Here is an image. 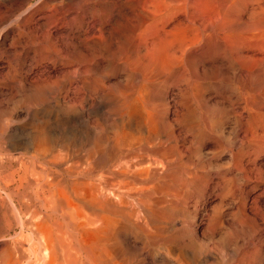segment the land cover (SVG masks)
Instances as JSON below:
<instances>
[{"label":"rangeland","instance_id":"374dc122","mask_svg":"<svg viewBox=\"0 0 264 264\" xmlns=\"http://www.w3.org/2000/svg\"><path fill=\"white\" fill-rule=\"evenodd\" d=\"M108 1L110 0H0V118L2 117V120H0V264H29L33 260L34 255L31 252L35 237L27 228L26 221H23L25 218L22 213L27 209L28 204H30V208H38L44 211L41 201L36 197V192L38 187L42 186L39 183L47 179L62 183L67 181H91L103 189L110 186L116 188L118 185L126 183V187L116 189L115 198L111 201L112 205L118 209L122 219L116 231L113 230L112 233V240L116 239L118 241V245H116L118 247L116 250L113 247H106L108 250L107 255L103 256L100 264H186V262L187 264H264V225L260 229L256 226L258 228L256 229L252 219H246L238 210L242 202L249 203L250 208L246 204L247 212L245 213L248 215L251 213L250 217L264 215V193L260 195V190L264 188V0H188L189 9L187 8L186 12L178 9L179 6H177L176 1L145 0V8L148 10L159 8L162 18L149 22V34L152 36V40L150 41L151 38L148 40L147 46L149 47L144 48L146 54L144 53L143 57L146 58V61L152 63L159 60L164 61L163 58H169L168 55L172 57V54L165 47L167 42L182 41L183 47L186 45V55L181 63L184 74H181L185 75L184 77L189 81H194L196 87L194 89H190L189 86L185 88L183 80L180 77H174L173 74H169L167 77L164 74L154 76V82H150L152 89L156 86V88L160 86L161 88L155 91L149 89L151 95H148V99L154 102L153 106L155 107L153 111L155 125L151 128V132L155 134L152 135L161 134L162 127L158 125L157 121L159 120V113L164 111V121L165 123L168 121L170 124V132L174 136L177 135L175 138L179 142L177 141L176 144L178 147L181 144V153L187 147L186 151H188H184L185 153L183 152L180 155V159L173 160L174 163L172 162L170 165L172 167L168 166L169 168L167 167L166 170L150 175L148 178L135 179L128 183L122 176L114 173V167H125L126 164L124 163L130 156L134 157L135 154L144 153V146L148 141L150 145L153 143L155 146H162L158 140H163L165 137L150 138L151 132L140 125L142 117H140V113L136 112L135 118L129 120L130 123L128 122L125 125L126 132L129 131L128 134L136 136L134 141L132 139L134 145L128 143L123 146L119 143L112 148L110 144L111 139L116 134L119 136L122 122L126 121V117L122 118L119 113L123 107V97L132 87H139L141 77L132 76V72L128 71V69L133 68L130 63L124 66V71H121L123 66L121 67L120 63L115 65L112 62L115 59H125L122 52V55H120L117 50L114 51L108 47L103 49V47L97 44L95 46L93 43L97 38L106 36V30L97 31L99 27L97 19L100 14L103 15L107 10H110L111 13L112 7L110 8ZM112 1L129 3L133 0H127L126 2L125 0ZM177 13L182 15L185 13L188 20L181 17V19L173 21L171 17ZM169 18L171 24L164 27L165 32L160 31L161 35L159 32V34L156 33L161 28L160 22ZM189 23L190 25L192 23L193 26H205L206 29L221 32L220 34L228 32L234 34L235 37L237 34L238 37L243 35L246 38L242 37L244 38V40L241 39L242 41L239 40L241 37H237L238 41L233 39L237 41L235 44L238 45L241 53L244 52L243 54L246 57L244 64L249 77L248 82H245L244 89L242 79L231 66L233 62H230V55L218 48L216 49L210 37L197 35L196 31H188ZM104 33L105 35H103ZM219 39L222 43L224 42L222 38ZM235 44H231V49H233L231 51H234L236 55L238 49L233 48ZM187 46L192 48L190 50L193 54L196 53L193 58L196 61L192 60V53L187 51L189 49ZM200 47L206 50L203 51ZM232 52L230 53L232 54ZM201 54L205 59L204 64H209V67L206 68L210 70V73L204 66L199 65L203 60ZM223 57L228 61L226 62ZM198 59H200V63ZM216 64L222 65L223 73L222 68H219ZM213 65L218 69L216 70ZM88 67L91 68H89L90 71L86 70ZM203 67L205 73L201 72ZM83 69L85 73L82 71ZM110 69H113V72ZM227 70L229 73H226ZM88 76L90 77L88 78ZM96 77L101 80H96L98 79ZM133 77L140 79L136 82ZM156 77L159 81H156ZM178 82L181 83L178 84ZM178 86L179 88H177ZM134 96L135 94L133 98ZM135 100L137 101L136 98ZM135 100L133 99L134 102H136ZM239 101H243V105L246 106L242 112L239 105L236 104ZM160 108L164 109L160 110ZM173 110L175 114L171 113ZM177 113L180 114L182 121V127L180 128L173 123L172 119L176 117ZM193 113H195V116ZM74 119L77 120L74 125L79 129L76 134L71 127ZM193 119L198 120H196L198 124L197 131L190 128ZM257 132L259 133L257 134ZM14 135H16V138ZM173 143L175 142L173 141ZM128 146L129 151L125 149ZM110 148L113 150H110ZM189 149L192 153L189 152ZM192 150H194L195 155ZM125 152L127 153L125 154ZM111 153L112 155H110ZM200 153L201 155H199ZM168 154L169 157H174L169 152ZM194 156L199 158L198 162ZM238 159L241 161L237 162ZM85 160H87V163ZM122 161L125 162L122 163ZM117 162L120 164H117ZM193 164L197 167L195 168ZM58 177L60 179H57ZM226 185L230 191L226 188ZM152 192H154V195ZM158 192L159 194H157ZM124 195L126 196L124 197ZM134 195L137 197L135 198ZM257 195L258 198L255 199L257 203H255L254 197ZM187 203L188 206H186ZM187 207L190 210H186ZM89 210L92 211V209ZM125 212L127 213L125 214ZM15 216L16 218H14ZM211 217L216 219L209 220L212 219ZM58 218L65 224L66 221L61 216L58 215ZM8 221L11 224H8ZM183 223H187L188 226L185 225L191 228L189 227V230H187L188 228L182 225ZM20 225H22L21 228ZM229 225L234 228L231 229ZM190 229L192 236L189 233ZM27 232L30 234H27ZM242 233H245V236ZM222 235H225L226 239L221 237ZM211 236L214 237L211 239ZM191 239L201 240L199 241V246L203 248L200 250L201 252H198V249L201 248L198 245L196 246ZM202 239L209 241V243L202 242ZM258 241L260 242L258 243ZM204 247L206 248L204 249ZM111 249L113 250L111 251ZM72 253H74V249H72ZM220 254L223 255L221 258L219 257ZM241 255L242 260H245L247 255L250 258H247V262L246 260L242 262L239 259ZM121 259L123 260L121 261Z\"/></svg>","mask_w":264,"mask_h":264},{"label":"bare ground","instance_id":"6f19581e","mask_svg":"<svg viewBox=\"0 0 264 264\" xmlns=\"http://www.w3.org/2000/svg\"><path fill=\"white\" fill-rule=\"evenodd\" d=\"M101 1V0H100ZM104 1V0H103ZM122 1V0H120ZM124 1V0H123ZM127 0H125L126 2ZM163 1V0H162ZM166 1H176L178 4L177 6L178 9H182V12H186L185 10H188V0H164V2ZM160 2V1H159ZM108 5L110 6V8L112 7V10H111V13L107 10L106 13H104L103 15L100 14V16L98 17L97 19V23L99 25V27L97 28V31H104L106 30V36L104 37H100V38H97L95 41H93V43L100 46V47H103V49H105L104 47H108V48H111L112 50H117L119 51L120 55H123L125 57V59L123 60H118V59H115L113 60L112 62H114V64H118L120 63L121 64V67L123 66V68H121V71H124V66H127L128 63H130V65L133 66V68H131V70L128 69V71H131L132 72V76H140L141 77V84H139V87L137 88H134L132 87L127 93L126 95L123 97L124 98V102H123V107L121 109V112L120 113V116L122 118L126 117V121L122 122V129L120 130L121 132H119V136L118 134L115 135V137H113L111 139V146L112 148H114L117 144L121 143L123 146L125 144H128L130 143L129 145L133 144L132 142V139L133 141L136 139V136L134 135H131V134H128V132H126L125 130V125L129 122V120H132L134 119V115L136 112L140 113V117H142L141 119V122H140V125L144 128H147L150 132H151V128L154 127L155 125V119H154V114H153V111H154V106H153V103L152 100L148 99V95H151L150 93V90L149 89H152V86L150 85V82H152L155 78L154 76L155 75H158V74H164L165 77H167L169 74H173L174 77H180V79L183 80V85L184 87H188L190 89H194V87H196V83L194 81H189L186 77H184L185 75H182L181 73H183V69H181V63L184 61L183 58H185V55H186V52H185V48H186V42H185V47H183L182 45V41H179V42H172V41H168L167 44H166V48L167 50L172 54V57L168 55L169 58H166L162 61V60H159L158 62H149V61H146V58L143 57V54L145 52V49L146 46H147V43H148V40L152 37L150 36L149 34V26H150V23L155 20V19H161L162 18V15H161V10L159 8H153L152 10H148L145 8V5H146V1L145 0H133V1H130L129 3H121L119 1H108L107 2ZM105 4V3H104ZM106 5V6H108ZM188 8V9H187ZM184 10V11H183ZM181 12V11H180ZM181 17H185L186 18V15L185 13L182 15V14H179L177 13L176 15H174L173 17H171V19L174 21V20H178L179 18L181 19ZM87 18V17H86ZM89 18H92V17H89ZM88 18V19H89ZM94 18V17H93ZM96 19V18H94ZM168 20V21H167ZM167 20H164L163 22H160L161 23V28L159 31H157L156 33H160L161 35V32H165L164 30V27L167 26V25H170L171 24V20L170 18L167 19ZM188 20V19H187ZM190 21V20H189ZM87 22V21H86ZM96 22V21H94ZM150 22V23H149ZM96 24V23H95ZM159 25V24H158ZM189 26V27H188ZM188 28L187 30L189 31H196V34L197 35H200V36H208L211 38V42L213 44V46L219 50H222L224 53H226L227 55H230V62H233V64L231 65L233 70L236 72L237 75H239L240 79H242V82H243V89L245 88V85H246V81L248 82V77H249V73L245 67V64H244V59L246 58L245 57V54L241 53L240 52V48L238 47V45H236L235 43L238 41V38L241 37V35L238 37L237 34H236V37L234 34L232 33H228V32H225L223 34H220L219 32H215L216 30H211V29H206L205 26H193L192 23L190 25V23L188 24ZM210 26V25H209ZM93 27V26H92ZM96 27V26H95ZM168 28V27H167ZM185 28V29H186ZM93 29V28H92ZM153 30V29H152ZM168 30V29H167ZM185 30V31H187ZM218 31V30H217ZM78 32V31H77ZM223 32V31H222ZM3 33V32H2ZM71 33V32H70ZM74 33V32H73ZM101 33V32H99ZM158 33V34H159ZM95 34V33H94ZM244 34V33H243ZM76 35V34H75ZM105 35V33L103 34ZM157 35V34H156ZM155 36V35H154ZM153 36V37H154ZM80 37V36H79ZM86 37V36H85ZM160 37V36H159ZM238 37V38H237ZM242 37H244L242 35ZM240 38L239 40L243 39L244 38ZM156 38V36H155ZM219 38H222L223 39V43L221 42V40ZM35 39V38H34ZM88 39V38H87ZM237 41H235V40ZM246 39V38H245ZM94 40V39H93ZM152 40V38L150 39V41ZM92 41V40H91ZM201 41V40H200ZM242 41V40H241ZM88 42V41H87ZM90 42V41H89ZM154 42V41H153ZM91 43V42H90ZM198 43V42H197ZM235 44L233 46V48L236 47V49H238V53L235 55V52L231 51L233 49H231V44ZM89 44V43H88ZM196 44V43H195ZM239 44V43H237ZM90 45V44H89ZM149 45V44H148ZM205 45V44H204ZM242 45V44H241ZM35 46V45H34ZM94 46V45H93ZM192 47V45H190ZM196 47V45H194ZM87 47V46H86ZM85 47V48H86ZM91 47V46H90ZM149 46H147L148 48ZM189 46H187L188 48ZM189 47V49H187V51H190L191 53V57H192V60L196 61L194 58V55L196 56V53L193 54V52L191 51L192 48ZM205 47V46H204ZM207 47V46H206ZM210 47V46H209ZM72 48V47H71ZM191 48V50H190ZM201 48V47H200ZM66 49V48H65ZM74 49V48H72ZM82 49V48H81ZM87 49V48H86ZM94 49V48H93ZM100 49V48H99ZM97 49V50H99ZM102 49L103 53H104V50ZM197 49V47H196ZM202 49V48H201ZM234 49V50H236ZM75 50V49H74ZM203 51H205L204 49H202ZM213 50V49H212ZM106 51V50H105ZM116 51V52H117ZM166 51V50H164ZM163 51V53L165 54V52ZM199 51V50H198ZM214 51V50H213ZM232 52V54L230 52ZM78 52V51H77ZM101 52V51H99ZM113 52V51H112ZM115 52V53H116ZM122 52V53H121ZM195 52V51H194ZM210 52V51H209ZM212 52V51H211ZM88 53V52H87ZM97 53V51H96ZM205 55L206 52H204ZM219 53V52H218ZM234 53V54H233ZM69 54V53H68ZM110 54V53H109ZM210 54V53H209ZM54 55V54H53ZM66 55V54H65ZM94 55V54H93ZM96 55V54H95ZM116 55H119V54H116ZM166 55V54H165ZM202 55V54H201ZM113 56V55H112ZM115 56V55H114ZM200 56V54H199ZM215 56V55H213ZM120 57V56H119ZM175 57V58H174ZM206 57V56H205ZM219 57V56H218ZM92 58V57H91ZM115 58H118V57H115ZM196 58H201V57H196ZM202 58L203 60L201 61V66H204L205 68L206 67H209L208 65H205V59L202 55ZM207 58V57H206ZM210 58V57H208ZM217 58V57H216ZM221 58V57H220ZM219 58V59H220ZM112 59V57H111ZM121 59V58H120ZM211 59V58H210ZM213 59V58H212ZM218 59V60H219ZM224 59V57H223ZM63 60V59H62ZM199 60V63H200V59ZM209 60V59H207ZM225 60V59H224ZM214 61V59H213ZM226 61V60H225ZM228 61V60H227ZM226 61V62H227ZM93 62V61H92ZM102 62V61H101ZM209 62V61H208ZM212 62V61H211ZM216 62V61H215ZM65 63V62H64ZM90 63V62H89ZM191 63V62H190ZM198 63V62H197ZM210 63V62H209ZM217 63V62H216ZM113 64V63H112ZM220 64V63H218ZM216 64V66H218L219 68L221 67L222 68V65H218ZM222 64V63H221ZM225 64V63H224ZM54 65V64H53ZM67 65V64H66ZM80 65V64H79ZM98 65V64H96ZM101 65V64H100ZM197 65V64H196ZM194 65V66H196ZM211 65V63H210ZM212 66V65H211ZM214 66V65H213ZM215 69L217 70L218 68ZM235 66V67H234ZM91 67V66H90ZM86 69L88 71L89 68ZM131 67V66H130ZM201 69L202 73H205V69ZM79 68V67H78ZM82 68V67H81ZM115 68V67H114ZM226 68V67H225ZM229 68V66H228ZM85 69V68H84ZM82 70L84 73H85V70ZM91 69V68H90ZM96 69V68H95ZM107 69V68H106ZM123 69V70H122ZM207 69V68H206ZM214 69V68H213ZM80 70V69H79ZM94 71V69H92ZM91 70V71H92ZM111 70V69H110ZM115 70V69H114ZM119 70V68H118ZM117 70V71H118ZM127 70V69H126ZM208 70V69H207ZM215 70V71H216ZM229 70V69H228ZM227 70V71H228ZM87 71V72H88ZM113 72V69L111 70ZM116 71V72H117ZM209 73H210V70H208ZM207 71V72H208ZM96 74H97V71H95ZM93 72V73H95ZM103 72V71H101ZM130 72V73H131ZM188 72V71H187ZM224 72L223 68H222V73ZM233 72V71H232ZM83 73V75H84ZM92 74V76H94ZM100 73V72H99ZM127 73V72H126ZM207 73V74H209ZM212 73V72H211ZM214 73V72H213ZM226 73H229L226 72ZM224 73V74H226ZM95 74V75H96ZM106 74V73H104ZM109 74V72H108ZM184 74V73H183ZM88 75V74H87ZM98 75V74H97ZM107 75V74H106ZM126 75V74H125ZM201 75V74H200ZM210 75V74H209ZM229 75V74H228ZM91 76V75H90ZM88 76V78L90 77ZM100 76V74L98 75ZM163 76V75H162ZM189 76V75H187ZM233 76V74H232ZM103 77V76H102ZM101 77V78H102ZM106 77V76H105ZM108 77V76H107ZM110 77V76H109ZM127 77V76H126ZM159 77V76H158ZM87 78V77H86ZM87 78V79H88ZM94 78V77H92ZM98 78V77H96ZM169 78V77H168ZM167 78V79H168ZM190 78V77H189ZM200 78V77H199ZM205 78V76H204ZM95 79V78H94ZM93 79V80H94ZM128 79V78H127ZM134 80H136V82L140 79V78H137L135 79L133 77ZM131 79V80H133ZM156 81H159L158 78L156 77ZM239 79V80H240ZM26 80V79H25ZM74 80V79H73ZM96 80H101V79H96ZM166 80V79H165ZM62 81V80H61ZM70 81V80H69ZM162 82L164 80H161ZM241 81V80H240ZM22 82V81H21ZM119 82V81H118ZM122 82V81H121ZM140 82V81H139ZM154 82V81H153ZM241 82V83H242ZM23 83V82H22ZM28 83V82H27ZM98 83V82H97ZM157 83V82H155ZM165 83V82H164ZM181 83V82H180ZM178 82V84H180ZM21 84V83H20ZM137 84V83H136ZM153 84V83H152ZM174 84V83H173ZM177 84V85H178ZM31 85V84H30ZM70 85V84H69ZM154 85V84H153ZM158 85V84H157ZM172 85V84H171ZM176 85V86H177ZM75 86V85H74ZM159 86H160V83H159ZM173 86V85H172ZM171 86V87H172ZM182 86V85H180ZM22 87V86H21ZM26 87V86H25ZM29 87V86H28ZM33 87V86H32ZM41 87V86H40ZM71 87V86H70ZM79 87V86H78ZM157 87V86H156ZM153 88L154 91L155 90H158L161 88L158 87V88ZM183 87V86H182ZM76 88V87H75ZM179 88V86L177 87ZM30 89V88H29ZM38 89V88H37ZM106 89V88H105ZM152 89V90H153ZM170 89V88H169ZM175 89V87H174ZM182 89V88H181ZM188 89V88H187ZM24 90V89H23ZM76 90V89H75ZM120 90V89H119ZM151 90V91H152ZM38 91V90H37ZM99 91V90H98ZM190 91V90H189ZM194 91V90H193ZM29 92V91H28ZM27 92V93H28ZM153 92V91H152ZM157 92V91H156ZM161 92V91H160ZM166 92V91H165ZM169 92V91H168ZM179 92V91H178ZM186 92V91H185ZM242 92V91H241ZM95 93V92H94ZM159 93V92H158ZM163 93V92H161ZM24 94V93H23ZM74 94V93H73ZM135 94L134 98H133V95ZM167 94V93H166ZM241 94V93H240ZM68 95V94H67ZM25 97V96H24ZM87 97V96H86ZM94 97V96H93ZM161 97H162V94H161ZM135 98L137 99V101L135 100ZM65 99V98H64ZM133 99L136 101L134 102ZM165 99V98H164ZM163 99V100H164ZM241 99V98H240ZM172 100V99H171ZM243 100V99H242ZM18 101V100H17ZM191 102V101H190ZM263 102V101H262ZM38 103V102H37ZM40 103V102H39ZM162 104V102H161ZM237 105H239V107L241 108L240 111L242 112V110L244 109V106L243 104V101H239L238 103H236ZM41 105V104H40ZM234 105V104H233ZM160 107V105H159ZM14 108V107H13ZM236 108V107H235ZM83 109V108H82ZM98 109V108H97ZM162 108H160L161 110ZM164 109V108H163ZM162 109V110H163ZM217 109V108H216ZM24 110V109H23ZM239 110V109H238ZM215 111V110H214ZM239 111V112H240ZM95 112V111H94ZM167 112V111H166ZM256 112V111H255ZM165 112L164 111H161L159 113V120L157 121L158 122V125H160L162 127V131H161V134L159 135H152V134H155L153 132H151V135L150 138H153V137H160V136H164L165 139L163 140H158V142H160V144L162 146H155L153 143L152 145L148 144L150 143L148 141V143L146 142L145 146H144V150L145 152L144 153H138V154H135L134 157H129L127 160H126V163H124L122 161V163L126 164L125 167H114V173L116 175H120L123 177V179H126L125 181L128 182H131V180H135V179H141V178H148L150 175H154V174H157L159 173L160 171H163V170H166L168 166L171 165V163L173 162V160H178L180 159V155H182V153L186 151L187 148H184L185 150L181 153V144H179L180 146L178 147V145L176 143L179 142V140H177L175 138V136L177 137V135L174 136V134H172V132H170L169 130V127H170V124L168 123H165L164 121V117H163V114ZM172 114H175V111L173 110L171 112ZM194 116H195V113H193ZM243 114V113H242ZM4 115V114H3ZM25 115V114H24ZM167 115V113H166ZM180 115V114H179ZM176 115V117L172 118L173 119V123L175 125H177L178 128L182 127V121L180 119V116ZM239 115V114H238ZM10 116V115H9ZM156 116V115H155ZM193 116V117H194ZM27 117V116H26ZM84 117V116H83ZM242 117V116H241ZM2 118V117H1ZM0 118V120H2ZM15 118V117H14ZM19 118V117H18ZM23 119V116L21 117ZM92 118V117H91ZM157 118V117H156ZM168 118V117H167ZM240 118V117H239ZM4 119V117H3ZM11 119V118H10ZM90 119V118H89ZM171 119V121H172ZM246 119V118H245ZM17 120V119H16ZM167 120V119H166ZM188 120V119H187ZM195 119H193V122L190 124V128L191 129H195V131L198 130V124L196 122V120L194 121ZM241 120V118H240ZM121 121V120H119ZM140 121V120H139ZM198 121V120H197ZM248 121V120H247ZM2 122V121H1ZM77 122L76 119H74V121L72 122L71 124V127L72 129L75 131L74 133H78L79 129L77 126L74 125V123ZM94 122V121H93ZM196 122V123H195ZM5 123V121H4ZM26 123V122H25ZM85 123V122H84ZM130 123V122H129ZM17 124V123H15ZM121 124V123H120ZM242 124V123H241ZM8 125V124H7ZM6 125V127H7ZM10 125V124H9ZM91 125V124H90ZM89 125V126H90ZM93 125V124H92ZM244 125V124H242ZM14 126V124H13ZM12 126V127H13ZM221 126V125H220ZM251 126V125H250ZM2 127V125H1ZM15 127V126H14ZM98 127V126H97ZM127 127V126H126ZM3 128V127H2ZM10 128V127H8ZM129 128V127H128ZM127 128V129H128ZM138 128V127H137ZM136 128V129H137ZM177 128V129H178ZM254 128V127H253ZM256 128V127H255ZM5 129V128H4ZM16 129V128H15ZM114 129V128H113ZM167 131H166V130ZM186 129V128H185ZM263 129V128H262ZM6 130V129H5ZM148 130H147V133H148ZM174 130V129H173ZM254 130V129H253ZM7 131V130H6ZM14 131V130H13ZM19 131V130H18ZM194 131V130H193ZM242 132V130H240ZM250 131V130H249ZM251 131H252V128H251ZM20 132V131H19ZM70 132V131H69ZM114 132V131H113ZM174 132V131H173ZM186 132V131H185ZM248 132V131H247ZM179 133V132H178ZM182 133V132H181ZM191 133V132H190ZM194 133V132H193ZM192 133V135H193ZM197 133V132H196ZM259 132H257L258 134ZM2 134V133H1ZM5 134H7L5 132ZM12 134V133H11ZM54 134V133H53ZM243 134V133H241ZM240 134V135H241ZM246 134V132H245ZM248 134V133H247ZM145 135V134H144ZM143 135V136H144ZM147 135V134H146ZM181 135V134H180ZM178 135V136H180ZM197 135V134H196ZM236 135V134H235ZM249 135V134H248ZM256 135V134H255ZM16 135H14L15 137ZM74 136V135H73ZM182 136V135H181ZM2 137V135H1ZM5 138L7 137L4 136ZM17 137H20V136H17ZM58 137V136H57ZM112 137V136H111ZM248 137V136H246ZM245 137V138H246ZM13 138V137H12ZM11 138V139H12ZM16 138V137H15ZM107 138V137H106ZM138 138V137H137ZM140 138V137H139ZM180 138V137H179ZM193 138V137H192ZM196 138V137H195ZM237 138V137H236ZM18 139V138H17ZM28 139V138H27ZM35 139V138H34ZM108 139V138H107ZM106 139V141H107ZM110 139V138H109ZM146 139V138H145ZM185 139V138H183ZM238 139V138H237ZM257 139V138H256ZM4 140V139H3ZM6 140V139H5ZM4 140V141H5ZM13 140V139H12ZM16 140V139H15ZM19 140V139H18ZM17 140V141H18ZM72 140V139H71ZM147 140V139H146ZM149 140V139H148ZM182 140V139H181ZM193 140V139H192ZM199 140V139H198ZM242 140V138H241ZM9 141V140H8ZM105 141V142H106ZM142 141V140H141ZM172 141V143H170ZM173 141L175 143H173ZM178 141V142H177ZM183 141V140H182ZM194 141V140H193ZM236 141V140H235ZM239 141V140H238ZM243 141V140H242ZM79 142V141H78ZM132 142V143H131ZM144 142V141H143ZM157 142V143H158ZM249 142V141H248ZM247 142V144H248ZM51 143V142H50ZM109 143V142H108ZM142 143V142H141ZM140 143V144H141ZM194 143V142H193ZM243 143V142H242ZM20 144V143H19ZM24 144V143H22ZM26 144V143H25ZM36 144V142H35ZM34 144V145H35ZM48 144V143H47ZM52 144V143H51ZM71 144V142H70ZM156 144V143H155ZM192 144V142H191ZM240 144V143H239ZM45 145V144H44ZM58 145V144H57ZM134 145V144H133ZM133 145L131 146V148L133 147ZM137 145V144H135ZM139 145V144H138ZM143 145V144H142ZM184 145V144H183ZM203 145V144H202ZM252 145V144H251ZM50 146V145H49ZM110 146V145H109ZM249 146V145H248ZM38 147V146H37ZM36 147V148H37ZM135 147V146H134ZM143 147V146H141ZM35 148V149H36ZM80 148V147H79ZM110 148V150L112 149ZM125 148V147H123ZM193 149V146L191 147ZM244 148V147H243ZM247 148V147H246ZM31 149V148H30ZM109 149V148H108ZM126 150L129 149V146L125 148ZM137 149V148H136ZM253 149V148H252ZM14 150V149H13ZM26 150V149H25ZM24 150V151H25ZM113 150V149H112ZM119 150V149H118ZM133 150V149H132ZM190 150V149H189ZM53 151V150H52ZM69 151V150H68ZM109 151V150H108ZM125 151V150H123ZM129 151V150H128ZM194 152V150H192ZM196 151V149H195ZM247 151V150H246ZM245 151V152H246ZM252 151V150H251ZM40 152V151H38ZM95 152V151H94ZM115 152V151H114ZM134 152V151H133ZM168 152L171 154V155H174V157H169L168 155ZM184 152V153H185ZM190 153L191 150L189 151ZM200 152V151H199ZM244 152V151H243ZM242 152V153H243ZM250 152V151H249ZM21 153V152H20ZM44 153V152H43ZM116 153V152H115ZM119 153V151H118ZM123 153V152H122ZM127 152H125L126 154ZM130 153V152H129ZM203 153V152H202ZM223 153V152H222ZM221 153V155H222ZM23 154V153H22ZM48 154V152H47ZM46 154V155H47ZM84 154V153H83ZM91 154V152H90ZM100 154V153H99ZM104 154V153H103ZM117 154V153H116ZM120 154V153H119ZM198 154V153H197ZM212 154V153H211ZM257 154V153H256ZM25 155V154H23ZM95 155V154H94ZM107 155V154H106ZM112 155V153L110 154ZM109 155V156H110ZM123 155V154H122ZM185 155V154H184ZM194 155H195V152H194ZM201 155V153L199 154ZM203 155V154H202ZM215 155V154H214ZM218 155V154H217ZM18 156V155H17ZM30 156V155H28ZM108 156V157H109ZM118 156V155H117ZM129 156V155H128ZM127 156V157H128ZM187 156V155H186ZM204 156V155H203ZM244 156V155H243ZM251 156V155H250ZM22 157V156H21ZM26 157V156H25ZM49 157V156H48ZM61 157V156H60ZM65 157H66V154H65ZM84 157V156H83ZM105 157V155H104ZM113 157V156H112ZM111 157V158H112ZM184 157V156H183ZM192 157V156H191ZM195 157V156H194ZM200 157V156H199ZM13 158V157H12ZM80 158V157H79ZM82 158V156H81ZM102 158V157H100ZM193 158V157H192ZM196 158V157H195ZM35 159V158H34ZM42 159V158H41ZM83 159V158H82ZM98 159V158H97ZM109 159V158H107ZM125 159V158H124ZM122 159V160H124ZM197 159V162H198V157L196 158ZM240 159V158H239ZM237 160L238 161H241V160ZM248 159V158H247ZM255 159H256V156H255ZM28 160V159H27ZM118 160V159H117ZM195 160V159H194ZM252 160V159H251ZM39 161V160H38ZM45 161V160H44ZM87 160H85L86 162ZM120 161V160H119ZM220 161V160H219ZM246 161V160H245ZM83 162V161H82ZM108 162V161H107ZM112 162V161H111ZM177 162V161H175ZM180 162V161H179ZM182 162V160H181ZM201 162V161H200ZM208 162V161H207ZM32 163V162H31ZM87 163V162H86ZM121 163V164H122ZM174 163V162H173ZM183 163V162H182ZM196 163V162H195ZM221 163V162H220ZM245 163V162H244ZM247 163V162H246ZM38 164V163H36ZM60 164V163H59ZM85 164V163H84ZM111 164V163H110ZM109 164V166H110ZM117 164H120L117 162ZM237 164V163H236ZM51 165V164H49ZM74 165V164H73ZM102 165V164H101ZM106 165V164H105ZM115 165H116V162H115ZM194 165V164H193ZM217 165V164H216ZM215 165V166H216ZM59 166V165H58ZM84 166V165H83ZM86 166V165H85ZM108 166V167H109ZM117 166V165H116ZM175 166V165H174ZM186 166V165H185ZM195 166V165H194ZM253 166V165H252ZM23 167V166H22ZM32 167V165H31ZM42 167V166H41ZM107 167V166H106ZM172 167V166H170ZM181 167V166H180ZM179 167V168H180ZM187 167V166H186ZM197 167V165L195 166V168ZM257 167V166H256ZM43 168V167H42ZM48 168V167H47ZM53 168V167H52ZM80 168V167H79ZM112 168V167H111ZM169 168V167H168ZM175 168V167H173ZM188 168V167H187ZM243 168V167H242ZM17 169V168H16ZM31 169V168H30ZM84 169V168H83ZM82 169V170H83ZM176 169V168H175ZM182 169V168H181ZM185 169V168H184ZM209 169V168H208ZM226 169V168H225ZM241 169V168H240ZM1 170V169H0ZM100 170V169H99ZM170 170V169H169ZM6 171V170H5ZM8 171V170H7ZM180 171V170H179ZM202 171V170H201ZM216 171V170H215ZM74 172V171H73ZM92 172V171H91ZM97 172V171H96ZM178 172V171H177ZM182 172V171H181ZM187 172V171H186ZM193 172V171H191ZM203 172V171H202ZM209 172V171H208ZM220 172V171H219ZM1 173V172H0ZM40 173V172H38ZM190 173V172H189ZM244 173V172H243ZM16 174V173H15ZM63 174V173H62ZM79 174V173H78ZM87 174V173H86ZM176 174V173H175ZM217 174V173H215ZM227 174V172H226ZM251 174V173H250ZM84 175V174H83ZM91 175V174H90ZM93 175V174H92ZM97 175V174H95ZM108 175V174H107ZM188 175V174H187ZM230 175V174H229ZM240 175V174H239ZM244 175V174H243ZM246 175V174H245ZM258 175V174H257ZM58 176V175H56ZM71 176V174H70ZM74 176V175H73ZM94 176V175H93ZM186 176V175H184ZM189 176V175H188ZM191 176V175H190ZM224 176V175H223ZM31 177V176H30ZM41 177V176H40ZM60 177V176H59ZM57 178V179H60V178ZM63 177V176H62ZM67 177V176H65ZM113 177V176H112ZM154 177V176H153ZM192 177V176H191ZM221 177V175H220ZM26 178V177H25ZM56 178V177H55ZM85 178V177H84ZM101 179V177H99ZM188 178V177H187ZM206 178V177H205ZM227 178V177H226ZM257 178V177H256ZM261 178V177H260ZM86 179V178H85ZM163 179V178H162ZM185 179V178H184ZM193 179V177H192ZM9 180V179H8ZM189 180V179H188ZM231 180V179H230ZM28 181V180H27ZM33 181V180H32ZM62 181V180H61ZM97 181V180H96ZM102 181V180H101ZM169 181V180H168ZM192 181V180H191ZM25 182V181H24ZM41 182V181H40ZM109 182V181H108ZM121 182V180H120ZM180 182H183V181H180ZM220 182V181H219ZM2 183V182H1ZM4 183V182H3ZM102 183V182H101ZM157 183V181H156ZM160 183V182H159ZM171 183V182H170ZM115 184V183H114ZM118 184V183H117ZM120 184V183H119ZM126 184V183H125ZM125 184H121V185H118V187H113V186H110V187H107V188H102V187H99L96 185V183L94 182H91V181H67V182H59V181H55V180H45L41 183H39V185L41 187H38V190L36 192V197L41 201V204H42V208L44 209V211L42 209H38V208H30L28 204V207L27 209L22 213V215H24L23 217L25 219H23V221L25 223L28 224V227L29 230L32 232V234L34 235L33 237H35V242L32 243L33 244V249H32V252L31 254L34 255V258L33 260L30 261L29 264H78L80 262V264H100V260L103 258V256L106 254L107 255V248H112L114 250H116V248L118 246V241L116 239L112 240V233H113V230L116 231L119 223L122 221V219L120 218V215L118 213V209L112 205V202L113 201L112 199L115 198V194L117 193L116 189H120V187H124ZM132 184V183H131ZM167 184V183H166ZM200 184V183H199ZM215 184V183H214ZM217 184V183H216ZM245 184V182H244ZM14 185V184H13ZM101 185V184H100ZM109 185V184H108ZM159 185V184H157ZM183 185V184H182ZM219 185V184H218ZM224 185V184H222ZM134 186V185H133ZM186 186V185H185ZM217 186V185H216ZM250 186V185H249ZM263 186V185H262ZM16 187V186H15ZM32 187V186H30ZM126 187V186H125ZM184 187V186H183ZM198 187V186H197ZM219 187V186H218ZM233 187V186H232ZM8 188V187H7ZM22 188V187H21ZM128 188V186H127ZM151 188V187H150ZM154 188V187H153ZM177 188V187H176ZM188 188V187H187ZM222 188V187H221ZM226 188H227V185H226ZM229 188V187H228ZM227 188V189H228ZM246 188V187H244ZM262 188V187H261ZM260 188V189H261ZM26 189V188H25ZM24 189V190H25ZM31 189V188H30ZM155 189V188H154ZM235 189V188H234ZM182 190V189H181ZM229 190V189H228ZM233 190V189H232ZM133 191V190H132ZM131 191V193H132ZM187 191V190H186ZM226 191V190H225ZM230 191V190H229ZM260 195L264 193V188L262 190H260ZM124 192V191H123ZM149 192V191H148ZM161 192V191H160ZM167 192V191H166ZM191 192V191H190ZM193 192V191H192ZM221 192V191H219ZM235 192V191H234ZM237 192H239L237 190ZM241 192V191H240ZM9 193V192H8ZM121 193V192H120ZM153 195H154V192H152ZM168 193V192H167ZM187 193V192H186ZM10 194V193H9ZM138 194V193H137ZM159 194V192L157 193ZM195 194V193H193ZM241 194V193H240ZM247 194V193H246ZM11 195V194H10ZM128 195V193H127ZM166 195V194H165ZM187 195V194H186ZM185 195V196H186ZM224 195V194H223ZM234 195V194H233ZM259 195V194H258ZM258 195L254 197V202H255V199L258 198ZM259 195V196H260ZM6 196V195H4ZM14 196V195H13ZM126 195H124L125 197ZM135 196V195H134ZM145 196V195H144ZM149 196V194H148ZM217 196V195H216ZM15 197V196H14ZM34 197H35V194H34ZM137 196H135L136 198ZM165 197V196H164ZM171 197V196H170ZM29 198V196H28ZM131 198V197H130ZM145 198V197H144ZM174 198V197H173ZM225 198V197H224ZM229 198V197H228ZM6 199V198H5ZM14 199V198H13ZM30 199V198H29ZM175 199V198H174ZM223 199V198H222ZM242 199V198H241ZM251 199V198H250ZM1 200V199H0ZM28 200V199H27ZM36 200V199H35ZM124 200V199H123ZM146 200V199H145ZM263 200V199H262ZM9 201V199H8ZM127 201V199H126ZM130 201V200H129ZM147 201V200H146ZM186 201V199H185ZM15 202V201H14ZM20 202V201H19ZM132 202V200H131ZM134 202V201H133ZM148 202V201H147ZM156 202V201H155ZM240 202V201H239ZM246 202V201H245ZM30 203V202H29ZM119 203V202H118ZM117 203V204H118ZM154 203V202H153ZM157 203V202H156ZM160 203V202H159ZM162 203V202H161ZM164 203V202H163ZM186 203V202H185ZM189 203V202H188ZM187 203L186 206H188L189 204ZM257 203V201L255 202ZM37 204V203H36ZM40 204V205H41ZM125 204V203H124ZM127 204V203H126ZM125 204V205H126ZM226 204V203H225ZM236 204V203H235ZM247 204V203H246ZM246 204L245 203H241V205L239 206V213H242L243 217H245L246 219H252L253 221V224L255 223V227L258 226V228L260 229L261 226L264 225V215H258L259 217L257 216H252L250 217L249 215L251 214H247L245 212L246 211ZM9 205H11L9 203ZM135 205V203H134ZM133 205V206H134ZM152 205V204H151ZM161 205V204H160ZM247 205H249V208H250V204L248 203ZM149 207H151L150 205H147ZM159 206V205H158ZM226 206V205H225ZM11 207V206H10ZM19 208V206H17ZM254 207H255V204H254ZM22 208V207H21ZM13 209V208H12ZM89 209H92V211H90ZM130 209V207H129ZM198 209V208H197ZM217 209V208H216ZM237 209V208H236ZM263 209V208H262ZM9 210V209H8ZM20 210V209H19ZM186 210H190L187 209ZM220 210V209H219ZM226 210V209H225ZM231 210V209H230ZM17 211V210H15ZM48 211V212H47ZM133 211V210H132ZM140 211V210H138ZM218 211V210H217ZM216 211V212H217ZM124 212V211H123ZM136 212V211H135ZM144 212V211H143ZM167 213H169L168 211H166ZM184 212H185V209H184ZM250 212V211H248ZM127 212H125L126 214ZM188 213V212H187ZM191 213V212H190ZM221 213V212H220ZM256 213V212H255ZM254 213V214H255ZM15 214V213H14ZM18 214V213H17ZM137 214V212H136ZM189 214V213H188ZM7 215V214H6ZM19 215V214H18ZM58 215L61 216L66 222L65 224L58 218ZM128 215V214H127ZM150 215V214H149ZM171 215V214H170ZM185 215H186V212H185ZM228 215V214H226ZM131 216V215H129ZM148 216V215H147ZM214 216V215H213ZM11 217V216H10ZM18 217V216H17ZM132 217V216H131ZM150 217V216H149ZM202 217V216H201ZM210 217V216H209ZM216 217V216H215ZM222 217V216H221ZM224 217V216H223ZM5 218H7L5 216ZM3 218V219H5ZM16 218V216L14 217ZM133 218V217H132ZM144 218V217H143ZM193 218V217H192ZM212 219H209V220H213L214 217H211ZM21 219V218H20ZM186 219H187V215H186ZM216 218H214L215 220ZM2 220V219H1ZM177 220V219H176ZM180 220V219H179ZM233 220V219H232ZM237 220V218H236ZM4 221V220H3ZM6 221V219H5ZM4 221V222H5ZM18 221V220H17ZM186 221V220H185ZM189 221V220H188ZM251 221V222H252ZM23 222V223H24ZM134 222V221H133ZM216 222V221H215ZM214 222V223H215ZM230 222V221H229ZM235 222V221H233ZM7 223V222H6ZM10 222L8 221V224ZM22 223V224H23ZM137 223V222H136ZM188 223V222H187ZM187 223H183L182 225H185ZM240 223V222H239ZM11 224V223H10ZM135 224V223H134ZM190 224V223H188ZM187 224V226H188ZM192 224V223H191ZM123 225V224H122ZM145 225V224H144ZM193 225V224H192ZM191 225V226H192ZM233 225V224H232ZM230 226L231 229L233 226ZM239 225V224H238ZM5 226V225H4ZM7 226V225H6ZM22 225H20V228H21ZM186 226V225H185ZM186 226V227H187ZM223 226V225H222ZM240 226V225H239ZM179 227V226H178ZM190 227V226H189ZM189 227H187L189 230ZM194 227V226H193ZM184 228V227H183ZM191 228V227H190ZM234 228V227H233ZM256 227V229H258ZM262 228V227H261ZM150 229V228H149ZM205 229V227H204ZM224 229V228H223ZM227 229V228H226ZM23 230V229H22ZM235 230V229H234ZM239 230V229H238ZM114 231V232H115ZM153 231V230H152ZM215 232V229L213 230ZM222 231V230H221ZM253 231V230H252ZM195 232V231H193ZM220 232V231H219ZM256 232V230L254 231V233ZM264 232V231H263ZM29 232H27L28 234ZM190 235H191V229H190ZM213 233V232H212ZM221 233V232H220ZM218 233V234H220ZM226 233V232H225ZM240 233V232H239ZM23 234V233H22ZM30 234V233H29ZM117 234V233H116ZM215 234V233H214ZM221 234H224V233H221ZM243 234V233H242ZM241 234V235H242ZM245 234V233H244ZM243 234V235H244ZM247 234V233H246ZM188 235V233H187ZM207 235V234H206ZM211 235V234H210ZM240 235V236H241ZM192 236V235H191ZM197 236V235H196ZM215 236V235H214ZM214 236H211L210 238L212 239V237ZM219 236V235H218ZM217 236V237H218ZM225 236V235H224ZM223 235L221 237H223L224 239H226ZM233 236V235H232ZM239 236V237H240ZM245 236V235H244ZM32 237V236H31ZM30 237V238H31ZM195 237V236H194ZM200 237V236H199ZM209 237V235H208ZM216 237V238H217ZM227 237V236H226ZM230 237V236H228ZM237 237V236H236ZM19 238V237H18ZM24 238V237H23ZM124 238V237H123ZM128 238V237H127ZM132 238V236H131ZM203 238V237H202ZM220 238V237H219ZM218 238V239H219ZM187 239V238H186ZM185 239V240H186ZM201 239V238H200ZM209 239V238H207ZM215 239V238H213ZM217 239V240H218ZM112 240V241H111ZM129 240V239H128ZM192 241L195 242V245L198 247L199 246V241L201 240H198V241H195L193 239H191ZM222 240V238H221ZM25 241V240H24ZM115 241V242H113ZM207 243H209V241L205 240ZM203 239H202V242H205ZM214 241V240H213ZM212 241V243H214ZM216 241V240H215ZM219 241V240H218ZM217 241V243H218ZM16 242V241H15ZM18 242V241H17ZM22 242V241H21ZM28 242V241H27ZM189 242V241H188ZM193 242V243H194ZM198 244H197V243ZM225 242V241H224ZM223 242V243H224ZM234 242V241H232ZM253 242V241H252ZM260 241H258L259 243ZM227 243V242H226ZM247 243V242H246ZM257 243V242H256ZM28 244V243H27ZM106 244V245H105ZM122 244V243H121ZM136 244V243H135ZM206 244V243H204ZM203 244V245H204ZM211 244V243H210ZM209 244V245H210ZM219 244V243H218ZM229 244V243H228ZM251 244V243H250ZM254 244V243H253ZM202 245V244H201ZM207 245V244H206ZM214 245V244H213ZM216 245V244H215ZM221 245V244H220ZM237 245V244H236ZM120 246V245H119ZM212 246V245H210ZM238 246V245H237ZM236 246V247H237ZM195 247V246H193ZM214 247V246H212ZM235 247V246H234ZM15 248V247H14ZM145 248V247H144ZM189 248V247H188ZM197 248V247H196ZM201 249H198V252L200 250H202V246L200 247ZM206 247H204L205 249ZM239 248V247H238ZM253 248V247H252ZM260 248V247H259ZM72 249H74V253H72ZM111 249V251L113 250ZM122 249V248H120ZM210 249V248H209ZM208 249V250H209ZM227 249V248H226ZM234 249V248H233ZM232 249V251H233ZM244 249V247H243ZM24 250V249H23ZM163 250V249H162ZM207 250V252H209ZM238 250V249H237ZM251 250V249H250ZM146 251V250H145ZM205 251V250H204ZM217 251V250H216ZM236 251V249H235ZM249 251V250H248ZM24 252V251H23ZM106 252V253H105ZM201 252V251H200ZM211 252V251H210ZM223 252V251H222ZM251 252V251H250ZM16 253V251H15ZM14 253V254H15ZM26 253V251H25ZM160 253V252H159ZM158 253V254H159ZM206 253V252H205ZM227 253V252H226ZM234 253V252H233ZM237 253V251H236ZM240 253V252H239ZM238 253V254H239ZM249 253V252H248ZM109 254V253H108ZM143 254V253H142ZM208 254V253H206ZM223 254V253H222ZM241 254V253H240ZM245 254V253H244ZM29 255V254H28ZM161 255V254H160ZM163 255V254H162ZM221 255V254H220ZM219 257L221 258L223 255H221ZM234 255V254H233ZM16 256V255H15ZM27 256V255H26ZM31 256V255H30ZM149 256V255H148ZM153 256V255H152ZM164 256V255H163ZM192 256V255H191ZM198 256V255H197ZM200 256V255H199ZM203 256V255H202ZM230 256V255H229ZM235 256V255H234ZM246 256V255H245ZM249 255H247L246 257L249 259L250 257H248ZM189 257V256H188ZM218 257V258H219ZM242 255L239 257H237V259H241L242 260ZM30 258V257H29ZM125 258V257H124ZM123 258V259H124ZM227 258V256H226ZM230 258V257H229ZM245 258V257H244ZM245 259L246 262L248 259ZM121 259V261L123 260ZM163 259V257H162ZM186 259V258H185ZM224 259V258H223ZM228 259V258H227ZM238 259V260H239ZM11 260V259H10ZM147 260V259H145ZM149 260V259H148ZM188 260V259H186ZM199 260V259H198ZM225 260V259H224ZM244 259L242 260V262L245 261ZM260 260V259H259ZM110 261V260H109ZM115 261V260H114ZM125 261V260H124ZM131 261V260H129ZM160 261V260H159ZM223 261V260H222ZM240 261V260H239ZM238 261V262H239ZM252 261V260H251ZM250 261V263H251ZM113 262V261H112ZM127 262V260H126ZM155 262V261H154ZM226 262V261H225ZM241 262V261H240ZM8 263V262H7ZM11 263V262H10ZM120 263V262H119ZM143 263V262H142ZM255 263V262H254ZM263 263V262H262ZM151 264H154V263H151ZM161 264V263H160ZM187 264V262H186ZM208 264V263H207ZM225 264V263H224ZM227 264V263H226ZM239 264V263H238ZM246 264V263H245ZM259 264V263H258Z\"/></svg>","mask_w":264,"mask_h":264}]
</instances>
